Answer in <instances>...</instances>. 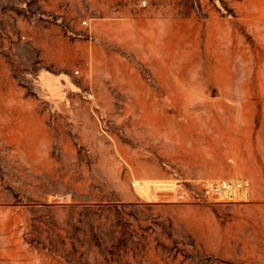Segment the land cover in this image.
I'll list each match as a JSON object with an SVG mask.
<instances>
[{"label":"rangeland","instance_id":"1","mask_svg":"<svg viewBox=\"0 0 264 264\" xmlns=\"http://www.w3.org/2000/svg\"><path fill=\"white\" fill-rule=\"evenodd\" d=\"M0 0V264H264V0Z\"/></svg>","mask_w":264,"mask_h":264},{"label":"built area","instance_id":"2","mask_svg":"<svg viewBox=\"0 0 264 264\" xmlns=\"http://www.w3.org/2000/svg\"><path fill=\"white\" fill-rule=\"evenodd\" d=\"M139 6L142 8H145L147 6V1L146 0H140Z\"/></svg>","mask_w":264,"mask_h":264}]
</instances>
